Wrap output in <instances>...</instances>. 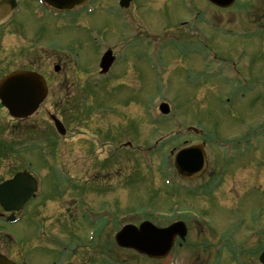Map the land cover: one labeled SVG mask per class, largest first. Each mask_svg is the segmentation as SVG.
<instances>
[{"label": "rangeland", "instance_id": "1", "mask_svg": "<svg viewBox=\"0 0 264 264\" xmlns=\"http://www.w3.org/2000/svg\"><path fill=\"white\" fill-rule=\"evenodd\" d=\"M22 6L11 32L0 36V58L11 54V69L29 66L44 76L49 95L25 121L0 112L6 150L0 153V179L32 163L29 170L42 181L44 196L19 224L0 220V252L18 264H261L264 0H237L226 11L206 0H174L169 9L162 4L134 11L132 23L114 15L116 9L57 18L29 0ZM192 12L206 25H197ZM107 49L121 63L100 76L98 60ZM163 102L171 105L167 116L158 109ZM51 116L62 120L65 137L56 133ZM191 126L209 132L213 149L208 137L187 132ZM239 141V148L253 143L254 149L242 151L244 161L221 167L224 175L211 170V177L191 183L174 170L181 148L205 142L214 168V152L225 157L218 143ZM27 144L41 149L26 151ZM210 180L218 186L209 198L195 199L173 186L188 190ZM172 206L174 219L159 222L155 210ZM182 210L197 212L205 222L177 216ZM148 220L159 228L179 220L188 226L187 238L163 261L115 243L123 227ZM91 228L98 230L93 243ZM233 235L237 249L218 252Z\"/></svg>", "mask_w": 264, "mask_h": 264}, {"label": "water", "instance_id": "2", "mask_svg": "<svg viewBox=\"0 0 264 264\" xmlns=\"http://www.w3.org/2000/svg\"><path fill=\"white\" fill-rule=\"evenodd\" d=\"M210 1L224 8L232 6L235 2V0ZM8 2L13 7L14 0ZM75 3L76 0H72V4ZM64 8L70 7L65 6ZM64 10L72 11L73 9ZM112 63L111 53L106 54L101 64L103 73L109 70ZM46 93L47 90L43 78L26 72L12 74L0 86V97L3 104L10 110L11 115L16 118L31 116L44 100ZM162 111L165 114L168 113L164 107H162ZM59 130L62 132L61 128ZM202 154L201 147L185 150L176 157V164L182 173H185L184 170H190L191 173L198 172L204 167ZM33 192H35L34 181L30 177L19 174L14 180L6 182L0 187V202L7 211L12 208L19 210L31 199ZM183 228L181 225H177L163 231L154 228L150 224H144L140 229L127 227L117 235V243L123 248L135 249L149 257L162 259L170 253L176 234L182 238L186 236V230ZM261 261L264 263V255ZM0 264L13 263L0 255Z\"/></svg>", "mask_w": 264, "mask_h": 264}, {"label": "flooded vegetation", "instance_id": "3", "mask_svg": "<svg viewBox=\"0 0 264 264\" xmlns=\"http://www.w3.org/2000/svg\"><path fill=\"white\" fill-rule=\"evenodd\" d=\"M39 1L40 0H29V6L30 5H36L37 6V5H39ZM120 1L121 0H87L84 4V7L85 8L92 7L95 9L106 8V10H113V9H117L120 7L119 6ZM20 3H21V1H20ZM47 4L48 3L46 2L45 6L50 8L51 6H49V4L48 5ZM60 4L61 3L59 2L58 5H60ZM162 4L164 6V9H169V8H172V6L174 5V0H129L130 6L125 11H127V14L129 16H131L132 10L152 9L157 5H160V7H161ZM124 19H126V18H124ZM0 109L3 110L4 108L2 107Z\"/></svg>", "mask_w": 264, "mask_h": 264}]
</instances>
